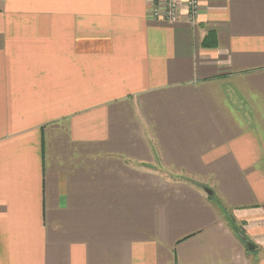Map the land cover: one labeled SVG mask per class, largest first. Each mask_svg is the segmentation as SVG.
Listing matches in <instances>:
<instances>
[{
  "label": "crops",
  "instance_id": "obj_1",
  "mask_svg": "<svg viewBox=\"0 0 264 264\" xmlns=\"http://www.w3.org/2000/svg\"><path fill=\"white\" fill-rule=\"evenodd\" d=\"M198 1L0 0V264H264V0Z\"/></svg>",
  "mask_w": 264,
  "mask_h": 264
},
{
  "label": "built area",
  "instance_id": "obj_2",
  "mask_svg": "<svg viewBox=\"0 0 264 264\" xmlns=\"http://www.w3.org/2000/svg\"><path fill=\"white\" fill-rule=\"evenodd\" d=\"M158 1L159 0H155ZM188 8H189V15L194 18L199 7V1L198 0H187ZM166 10L165 12H162L159 8L156 7L154 9L155 15L158 17H163L164 19L175 21L177 18V12H178V0H166ZM158 6V5H157Z\"/></svg>",
  "mask_w": 264,
  "mask_h": 264
},
{
  "label": "water",
  "instance_id": "obj_3",
  "mask_svg": "<svg viewBox=\"0 0 264 264\" xmlns=\"http://www.w3.org/2000/svg\"><path fill=\"white\" fill-rule=\"evenodd\" d=\"M205 191L209 194V195H212L213 194V191L207 187L204 188ZM246 243L249 245V247L252 249L254 248V245H252L250 242L246 241Z\"/></svg>",
  "mask_w": 264,
  "mask_h": 264
},
{
  "label": "trees",
  "instance_id": "obj_4",
  "mask_svg": "<svg viewBox=\"0 0 264 264\" xmlns=\"http://www.w3.org/2000/svg\"><path fill=\"white\" fill-rule=\"evenodd\" d=\"M230 222H233V219H230ZM231 225H233V223H231Z\"/></svg>",
  "mask_w": 264,
  "mask_h": 264
}]
</instances>
